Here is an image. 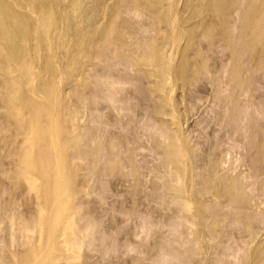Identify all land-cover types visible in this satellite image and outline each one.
<instances>
[{
  "label": "rangeland",
  "instance_id": "rangeland-1",
  "mask_svg": "<svg viewBox=\"0 0 264 264\" xmlns=\"http://www.w3.org/2000/svg\"><path fill=\"white\" fill-rule=\"evenodd\" d=\"M0 92V264H264V0H0Z\"/></svg>",
  "mask_w": 264,
  "mask_h": 264
},
{
  "label": "bare ground",
  "instance_id": "bare-ground-1",
  "mask_svg": "<svg viewBox=\"0 0 264 264\" xmlns=\"http://www.w3.org/2000/svg\"><path fill=\"white\" fill-rule=\"evenodd\" d=\"M235 2H236V1H235ZM14 4H15V3H14ZM29 4H30V3H29ZM14 6H15V5H14ZM30 6H31V5H30ZM15 7H16V6H15ZM16 8H18V7H16ZM27 9H28V8H27ZM15 11H16V10H15ZM30 11H31V10H30ZM27 12H28V10H27ZM30 13H31V12H30ZM32 16H33V15H32ZM37 16H38V15H37ZM33 17H34V16H33ZM37 18H38V17H37ZM21 38H22V37H21ZM29 38H30V37H29ZM111 40H112V39H111ZM2 42H3V41H2ZM5 42H6V39H5ZM26 42H27V40H26ZM119 44H120V43H119ZM119 44L117 43L116 48L119 46ZM107 45H108V43H107ZM111 46H112V45H111ZM111 46H110V47H111ZM121 46H122V45H120L119 48H121ZM112 48H113V47H112ZM118 50H119V49H118ZM24 51H25V50H24ZM106 52H108V50H106ZM117 52H118V51H115L114 53L117 54ZM114 53H113V56H114ZM118 53H119V52H118ZM120 53H121V52H120ZM147 53H148V52H147ZM137 54H138V53H137ZM147 55H148V54H147ZM110 56H112V55H110ZM110 56H109V57H110ZM129 56H130V55H129ZM104 58H105V57H104ZM117 58H118V57H117ZM100 59H101V58H100ZM106 59H107V58H106ZM118 59H119V58H118ZM120 59H121V58H120ZM120 59H119V60H120ZM121 60H122V59H121ZM123 60H124V58H123ZM106 61H107V60H106ZM122 62H123V61H122ZM4 65H5V64H4ZM125 65H126V64H125ZM26 68H27V67H26ZM89 69H90V68H89ZM81 72H82V71H81ZM87 72H88V71H87ZM104 73H105V72H104ZM96 74L98 75V73H96ZM114 74H115V73H114ZM26 75H27V74H26ZM112 75H113V74H112ZM115 75H116V74H115ZM24 76H25V75H24ZM88 78H89V77H88ZM99 78H100V77H99ZM99 78H98V80H99ZM112 78H113V77H112ZM112 78H111V79H112ZM22 79H23V78H22ZM101 80H103V79H101ZM106 80H107V79H106ZM109 80H110V79H109ZM99 81H100V80H99ZM256 81H257V80H256ZM112 82H113V81H112ZM114 82H115V81H114ZM126 82H127V81H126ZM94 83H95V82H94ZM115 83H116V82H115ZM258 83H259V82H258ZM91 84H92V83H91ZM95 84L98 85L97 83H95ZM118 84H119V83H118ZM8 85H9V84H8ZM102 85H105V86H103V88H101ZM12 86H14V85H12ZM101 86L99 85V86L97 87V90L99 89V87H100V89H105V88H106V89L109 90L108 86L106 87V84H105V83L101 84ZM113 86H114V85H111V87H113ZM116 86H117V85H116ZM15 87H16V86H15ZM91 87H92V85H91ZM111 87H110V88H111ZM6 88H7V86H6ZM7 89H8V88H7ZM97 90H96V92H97ZM81 91H82V90H81ZM2 92H4V91H2ZM217 92H218V91H217ZM0 93H1V92H0ZM97 93H98V92H97ZM3 94H4V93H3ZM75 94H76V93H75ZM83 94H84V93H83ZM72 95H74V94H72ZM104 95H105V94H104ZM113 95H114V94H113ZM150 95H151V94H150ZM106 96H107V95H105V97H106ZM108 96H109V97L112 96L111 94H109V91H108ZM76 97H78V96L76 95ZM98 97H99V96H98ZM100 98H101V97H100ZM79 99H80V98H79ZM113 99H114V96H113ZM124 99H125V98H124ZM98 100H99V99H98ZM106 100H108V99H106ZM126 100H127V99H126ZM101 101H105V100L102 99ZM110 101L113 102V100H110ZM218 101H219V99H218ZM98 102H99V101H98ZM11 103H12V102H11ZM105 103H106V102H105ZM115 103H116V102H115ZM108 104H109V103H108ZM112 104H113V103H112ZM117 104H118V103H117ZM120 104H121V103H120ZM84 106H85V105H84ZM109 106H110V105H109ZM117 107H118V106H117ZM248 110H250V109H248ZM248 110H247V111H248ZM125 111H126V110H125ZM70 112H71V111H70ZM88 112H89V111H88ZM104 116H105V115H104ZM237 117H239V116H237ZM245 117H247V116H245ZM229 118H230V117H229ZM243 118H244V117H243ZM231 119H232V118H231ZM248 120H249V119H248ZM235 121H236V120H235ZM243 122H244V121H243ZM233 123H235V122H233ZM99 124H100V123H99ZM238 124H239V123H238ZM101 125H103V123H101ZM98 126H99V125H98ZM109 126H110V125H109ZM237 126H238V125H237ZM241 126H242V125H241ZM226 127H227V126H226ZM69 128H70V127H69ZM84 128H85V127H84ZM228 128H230V127H228ZM237 128H238V127H237ZM74 129H75V128H74ZM80 131H81V129H80ZM150 131H151V130H150ZM236 131H238V130H236ZM98 132H99V131H98ZM162 132H163V131H162ZM236 134H237V133H236ZM31 135H32V134H31ZM234 135H235V134H234ZM84 136H85V135H84ZM15 137H17V136H15ZM234 137H235V136H234ZM166 138H167V137H166ZM84 139H86V138H84ZM243 139H244V138H243ZM23 140H24V139H23ZM91 141H92V140H91ZM90 143H91V142H90ZM92 143H93V142H92ZM92 143H91V144H92ZM237 143H238V142H237ZM76 146H77V145H76ZM83 146H85V145H83ZM236 146H237V145H236ZM81 148H82V146H81ZM83 148H84V147H83ZM85 148H87V150H88V149L90 150V147L88 148V146H87V147L85 146ZM85 148H84V149H85ZM87 150L85 149V151H87ZM89 150H88V151H89ZM23 151H24V150H23ZM76 151H77V150H76ZM82 151H83V150H82ZM90 151H91V150H90ZM86 153H87V152H86ZM86 153H85V154H86ZM91 153H92V152H91ZM91 153H90V154H91ZM82 155H84V153L81 154V156H82ZM86 155H87V154H86ZM81 156H79V157L81 158ZM87 156H88V155H87ZM90 156H91V155H90ZM181 156H182V155H181ZM91 157H92V156H91ZM93 157H94V156H93ZM93 157H92V158H93ZM100 158H101V157H100ZM26 159H27V158H26ZM89 159H90V157H89ZM89 159H88V161H90ZM94 159L96 160V157H95ZM94 159H93V160H94ZM104 159H107V160L109 161V158H104ZM182 159H183V158H182ZM91 160H92V159H91ZM177 160H178V159H177ZM96 161H97V160H96ZM113 161H114V158H113ZM63 162H64V161H63ZM82 162H83V161H82ZM111 162H112V161H111ZM111 162H110V163H111ZM88 163H89V162H88ZM92 163H93V161H92ZM108 163H109V162H108ZM108 163H107V164H108ZM112 163H113V162H112ZM114 163H115V162H114ZM163 163H164V162H163ZM95 164H96V163H95ZM100 164H101V163H100ZM105 164H106V163H105ZM165 164H166V163H165ZM179 164H180V163H179ZM204 164H205V163H204ZM72 165H73V164H72ZM87 165H88V164H87ZM98 165H99V164H98ZM98 165H94V167H97ZM74 166H75V165H74ZM90 166H91V165H90ZM107 166H109V164H108ZM117 166H118V164H117ZM117 166H116V167H117ZM181 166H182V165H181ZM105 167H106V166H105ZM105 167H104V168H105ZM165 167H166V166H165ZM184 167H185V166H183V168H184ZM196 167H197V166H196ZM90 168H92V167H90ZM100 168H101V167H100ZM107 168H108V167H107ZM117 168H118V167H117ZM199 168H200V166H199ZM199 168H198V169H199ZM10 169H11V168H10ZM164 169H165V168H164ZM166 169H167V168H166ZM180 169L182 170V168H180ZM89 170H90V169H89ZM169 170H170V169H169ZM169 170H166V171H169ZM3 171H5V170H3ZM99 171H100V170H99ZM195 171H196V170H195ZM199 171H200V170H199ZM86 172H87V170H86ZM172 172H174V171H172ZM90 173H91V172H90ZM166 173H167V172H166ZM0 174H1V172H0ZM160 174H161V173H160ZM170 174H172V173H170V171H169V175H170ZM198 174H200V173L198 172ZM55 175H56V174H55ZM90 175H91V174H90ZM169 175H168V176H169ZM176 175H177V174H176ZM92 176H93V175H92ZM168 176H167V177H168ZM99 179H100V178H99ZM171 179H172V178H171ZM146 180H147V179H146ZM101 181H102V180H101ZM171 181H172V180H171ZM171 181H170V182H171ZM57 182H58V181H57ZM170 182H169V183H170ZM94 183H95V181H94ZM59 185H60V184H59ZM88 187H89V186H88ZM148 190H149V189H148ZM1 191H2V190H1ZM66 191H67V190H66ZM3 193H5V192H3ZM152 193H153V192H152ZM89 194H90V193H89ZM6 195H7V194H6ZM39 195H40V194H39ZM163 195H164V194H162L161 197H163ZM166 195H167V194H166ZM172 196H173V195H172ZM167 197H168V196H167ZM164 198H166V197H164ZM162 200H164V199H162ZM162 200L160 199L161 202H162ZM79 201H80V200H79ZM155 201H156V200H155ZM158 201H159V200H158ZM77 204H78V203H77ZM6 205H7V204H6ZM10 206H11V205H10ZM56 206H57V205H56ZM182 206H183V205H182ZM182 206H181V207H182ZM78 207H79V206H78ZM181 207H179V208L181 209ZM11 208H12V207H10L9 209H11ZM5 209H6V208H5ZM12 209H13V208H12ZM39 209H40V208H39ZM89 210H91V209H89ZM182 210H183V207H182ZM86 211H87V210H86ZM86 211H85V212H86ZM176 211H177V210H176ZM37 212L39 213V212H41V211L39 210V211H37ZM15 213H16V212H15ZM18 214H19V213H18ZM88 214H89V213H88ZM77 215H78V214H76V217H77ZM88 216H90V217H88V218H92L91 215H88ZM38 217H39V216H38ZM78 217H79V215H78ZM80 217H81V216H80ZM176 217H177V216H175V217L172 218V219H174V221H176V220H175ZM18 218H19V217H18ZM0 219H1V218H0ZM24 219L26 220V217H25ZM80 219H82V221H83L82 224H83V225H81V226L79 225L78 229L75 227L76 230H75L74 233H72V234H74L75 236H78L79 233L82 231V229H84V230L87 229V228L89 227V224L91 223V222H89V220L87 219L86 216H84L83 218H79L78 220H80ZM172 219H171V220H172ZM177 219H179V220L182 221V219H180L179 216L177 217ZM156 220H157V219H156ZM171 220H169V222H170ZM148 221H149V220H148ZM167 222H168V221H167ZM172 222H173V220H172ZM172 222H171V223H172ZM176 222L178 223V220H177ZM80 223H81V221H80ZM80 223H79V224H80ZM93 223H94V222H93ZM37 224H38V223H37ZM147 224H148V223H147ZM150 224H151V223H150ZM166 224H167L168 227L171 226L169 223H166ZM173 224H175V223H173ZM235 224H236V223H235ZM18 225H19V224H18ZM162 225H163V224H162ZM169 225H170V226H169ZM39 226H40V225H39ZM94 226H95V224H94ZM94 226H93V227H94ZM155 227H156V226H155ZM165 227H166V225H165ZM173 227H175V226L173 225ZM39 228H40V227H39ZM70 228H71V227H70ZM147 228H148V227H147ZM153 228H154V227H153ZM166 228H167V227H166ZM170 228H171V227H170ZM179 228H180V227H178V230H177V231H178V232H181V231H180L181 228H180V230H179ZM63 229H64V228H63ZM173 229H174V228H173ZM22 230H23V229H22ZM30 230H31V228H30ZM84 230H83V232H84ZM155 230H157V229H155ZM175 230H176V229H175ZM177 231L174 232V230H173V232L176 233V234H177ZM20 232H21V231H20ZM23 232H24V231H23ZM173 232H172L171 234H173ZM90 233H91V232H90ZM104 233H105V232H104ZM181 233H182V235H183V232H181ZM97 234H98V233H97ZM164 234H165V233H164ZM164 234H163V235H164ZM90 235L92 236V234H90ZM93 235H95V234H93ZM100 235H103V234H100ZM87 236H88V234H87ZM91 236H90V237H91ZM178 236H181V235L178 234ZM93 237H94V236H93ZM108 237H109V236H108ZM172 237H174L173 240L176 239V238H179V237H175L174 235H172ZM11 238H12V237H11ZM26 238H27V237H26ZM77 238H78V237H77ZM86 238H87V237H86ZM103 238H104V236H103V237H100L99 239H103ZM180 238L182 239L183 237H180ZM180 238H179V239H180ZM9 239H10V238H9ZM23 239H24V238H23ZM83 239H84V238H83ZM88 239H89V238H88ZM90 239H91V238H90ZM181 239H180V240H181ZM26 240H27V239H26ZM86 240H87V239H86ZM173 240H172V241H173ZM176 240H178V239H176ZM20 241H21V240H20ZM93 241H94L93 244H95V240H94V239H93ZM100 241H104V240H100ZM168 241H169V240H168ZM183 241H184V240H183ZM1 242H2V241H1ZM169 242H170V241H169ZM169 242H168V245H167V246H168L167 249L170 248V247H169ZM183 243H184V242H183ZM90 244H91V247H90L89 244H88V246H89L90 248H92V242H91V241H90ZM100 244H101V242H100ZM113 244L115 245V242H113ZM174 244H175V242H174ZM177 244H178V242H177ZM181 244H182V242H180V245H181ZM62 245H63V244H62ZM62 245H61V246H62ZM161 246H162V245H161ZM175 246H176V245H175ZM178 246H179V244H178ZM112 247L114 248V246H112ZM171 247H172V245H171ZM85 248H86V247H85ZM90 248H89V249H90ZM93 248H94V247H93ZM159 248H160V247H159ZM173 248H174V247H173ZM173 248H172V249H173ZM87 249H88V248H87ZM87 249H86V250H87ZM101 249H103V248H101ZM104 249H105V248H104ZM108 249H109V248H108ZM125 249H126V248H125ZM165 249H166V248H165ZM167 249H166V250H167ZM170 249H171V248H170ZM177 249H178V248H177ZM177 249H174V250H175V252H174L175 254L178 252V251H176ZM1 250H2V249H1ZM105 250H106V249H105ZM166 250H165V251H166ZM174 250H173V251H174ZM127 251H128V250H127ZM160 251H161V249H160ZM160 251H158V253H157L156 256H158L160 253H162V252L164 251V249H163L162 252H160ZM165 251H164V253H165ZM169 251H172V250H168V252H167L166 254H164V258H168V257H167V254H168V256L170 255V254H169V253H170ZM180 251H181V250H180ZM159 252H160V253H159ZM182 253H183V252H182ZM104 254H105V253H104ZM162 254H163V253H162ZM162 254H160V255H162ZM176 255H177V254H176ZM176 255H175V256H176ZM181 255H183V254H181ZM175 256H174V257H175ZM171 257H172V255H171ZM174 257H172V258L174 259ZM177 257H178V256H177ZM155 258H156V257H155ZM162 258H163V257L158 258V261H160V259H161V262L164 263V262L162 261ZM164 258H163V259H164ZM172 258L169 257V258H168V261H169V259L172 260ZM181 258H182V257H181ZM59 259H60V258H59ZM175 259H177V258H175ZM175 259H174V260H175ZM179 259H180V257L176 260L177 263L179 262V261H178ZM156 260H157V258H156ZM164 260H165V263H166V259H164ZM180 260H181V259H180ZM168 261H167V262H168ZM182 262H183V261H182ZM165 263H164V264H165ZM169 263H170V261H169ZM169 263H168V264H169ZM180 264H181V263H180Z\"/></svg>",
  "mask_w": 264,
  "mask_h": 264
}]
</instances>
